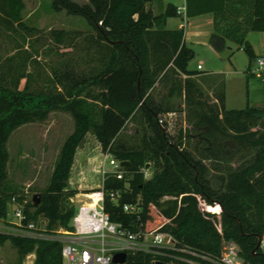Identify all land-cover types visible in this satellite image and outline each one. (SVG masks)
I'll list each match as a JSON object with an SVG mask.
<instances>
[{"label": "trees", "instance_id": "16d2710c", "mask_svg": "<svg viewBox=\"0 0 264 264\" xmlns=\"http://www.w3.org/2000/svg\"><path fill=\"white\" fill-rule=\"evenodd\" d=\"M163 1L88 0L78 5L53 0L54 10L87 23L85 70L80 73L68 62L63 71L52 68L43 84L35 87L28 68L37 64L31 39L39 31L23 21V0H0V50L4 39L11 45L8 55L0 53V222L15 229L39 220L45 223L32 230L40 238L0 233V247L9 243L20 261L33 254V264H62L63 243L49 237L72 231L77 207L71 199L77 193L67 189V182L78 149L92 135L102 152L129 163L121 169V180L112 175L104 180V210L113 223L132 232L139 228L168 232L177 248L194 254L171 252L181 257L180 264H213L224 243L238 247L243 264H264V253L256 248L258 237L264 236V72L262 107L228 111L223 83L213 80V100L208 102L195 80L200 70H188L194 53L185 43L184 30L165 28L169 18L211 14V45L220 49L228 41L243 47L252 66L256 58L246 38L249 33H264V0H185V17L174 4L156 14L151 6ZM48 37L58 51L78 48L77 33L51 30ZM157 87L168 91V99L183 97L188 118L209 145L201 159L187 150L186 131L180 129L171 136L158 124L159 116L175 113V108L165 99L156 101ZM54 111L68 113L74 131L60 150L46 189L33 204L24 194L4 186L6 144L15 130L44 122ZM138 115L141 140L137 147L127 146L121 134ZM222 141L257 151L250 161L228 172L222 189H214L202 161L223 164L230 160L231 152L227 153ZM146 168L152 171L150 179L144 178ZM9 205L22 209L26 218L22 225L7 221ZM125 205L138 211L125 213ZM161 206L166 211H158ZM150 216L155 220L152 227H148ZM157 259L170 260L138 253L129 255L127 264H152Z\"/></svg>", "mask_w": 264, "mask_h": 264}, {"label": "rangeland", "instance_id": "374dc122", "mask_svg": "<svg viewBox=\"0 0 264 264\" xmlns=\"http://www.w3.org/2000/svg\"><path fill=\"white\" fill-rule=\"evenodd\" d=\"M83 5L88 0H71ZM180 0H164L165 3L179 4ZM25 9L23 11V21L29 27L38 29V33L32 37V44L38 54L34 58L37 64L29 66L28 71L35 80V87L43 84L45 77L52 72V68H59L63 71L66 63H73L80 71L85 70L83 59L85 55L83 49L86 41L87 23L85 19L71 16L64 10L56 11L53 8V0H23ZM211 19L210 33L207 43L204 45H190L194 57L188 64V70L197 71V66L201 65V74L195 78L201 87L208 102L213 99L212 82L218 80L224 85L225 109L228 111L243 110L246 107L261 108L263 103V80L252 74L254 64L250 66V59L240 47L234 43L226 41L223 48L216 49L210 43L213 32L212 15H205L203 18ZM208 17V18H207ZM197 18V17H194ZM193 18L187 19L190 21ZM184 22L180 17L169 18L168 27H176ZM186 25V22H185ZM189 29L188 25L184 30ZM51 30H65L70 33H77L75 43L78 48L75 51L61 48L60 51L49 41L48 33ZM38 39L35 43L34 40ZM1 41V39H0ZM246 41L253 50L254 57H264V33H249ZM2 56L8 55L11 45L7 40H3ZM27 46V45H26ZM6 49V50H5ZM68 53H64L67 52ZM251 72V74H250ZM38 73L41 77L38 76ZM37 78V79H36ZM181 77V81H182ZM213 79V80H211ZM168 91L162 87H157L155 91L156 101L165 99L166 103L175 108L176 118L168 120V126L164 130L168 135H177L180 129L189 135L185 139L186 148L195 159H201L204 151L209 145L200 138L201 132L194 128V121L188 117V111L180 95L168 99ZM74 131V121L72 117L62 111L51 112L44 122L26 124L15 130L6 144L8 161L6 165V179L4 186L12 191L22 193L26 200L35 204L38 195L43 192L51 178L55 164L58 160L60 150L67 138ZM142 137V121L140 116H136L125 126L121 139L127 146L137 147ZM227 153L231 152V159L224 160L223 164H218L210 159L202 162L206 167V178L214 189H222L226 183L228 172L240 165L250 161L257 150L251 148L237 149L231 142L222 141ZM107 153L102 152L99 144L92 135H88L84 144L78 149L75 162L71 170L67 189L76 191L77 195L72 198V204L78 207L80 202L86 201L85 195L97 190L102 183V172L108 171ZM107 176V175H106ZM106 178V177H105ZM165 206L158 208V211H166ZM15 207L8 206L7 221L16 223L14 218ZM157 215V214H156ZM153 216H150L148 227H152ZM155 221V220H154ZM44 221L39 220L34 223L35 228H43ZM160 226V225H159ZM63 232V233H62ZM58 231L51 240H58L59 236L69 238L66 231ZM0 233L17 234L15 228L7 227L0 222ZM40 237H43L40 235ZM48 238V237H44ZM35 256L27 255L22 261L19 260L15 249L6 243L0 247V264H33Z\"/></svg>", "mask_w": 264, "mask_h": 264}, {"label": "built area", "instance_id": "2783aa9c", "mask_svg": "<svg viewBox=\"0 0 264 264\" xmlns=\"http://www.w3.org/2000/svg\"><path fill=\"white\" fill-rule=\"evenodd\" d=\"M184 4H185V0ZM177 12L185 17V6H178ZM185 19V18H184ZM201 65L197 70H201ZM264 72V57H258L254 62L252 74L262 79ZM176 113L163 114L158 118V124L162 129H166L169 119H175ZM108 171L102 172L101 186L85 195L86 201L80 202L75 216L72 219V231L65 232L70 237L59 236L58 240L63 243L61 250L62 264H114L113 257L115 254H126L128 256L140 254H152L161 258L170 259L169 263L162 260H154L152 264L162 262L165 264H180L181 257L171 252L185 253L194 255L188 249L176 247V241L168 232L158 230L147 231L139 228L132 232L125 230L119 224L110 220L109 215L104 210V193L103 185L106 175H112L116 180H121L123 173L120 162L116 161L111 155H107ZM144 178L150 179L152 171L149 168L143 170ZM73 202V199H71ZM13 216L17 219L16 225H22L26 219L22 209L14 206ZM125 213H136L138 208L135 206L125 205ZM34 225L28 223L26 228H17V234L22 237L40 238L33 234ZM62 232V231H61ZM63 233V232H62ZM259 252L264 253V236L258 237L257 247ZM205 260L209 259L202 257ZM213 264H243L239 257L238 247L233 243H224L222 253L218 260L212 261Z\"/></svg>", "mask_w": 264, "mask_h": 264}, {"label": "crops", "instance_id": "0c3cea01", "mask_svg": "<svg viewBox=\"0 0 264 264\" xmlns=\"http://www.w3.org/2000/svg\"><path fill=\"white\" fill-rule=\"evenodd\" d=\"M168 4L172 3H165L164 1L161 4H154L151 7L154 8V11L156 14L163 13L164 10L166 9ZM175 5V4H174ZM184 5V1L180 0L178 5L175 6H182ZM209 15V14H206ZM211 15V14H210ZM203 16H198L197 18H193L190 21L187 19H184V22L177 24L176 27H166L167 26V21L165 23V28L168 30H177V29H185V27L188 25L189 29L185 30V43L190 44V45H204L207 43V39L209 35H211L210 31V22L211 19H205L206 17L203 18ZM208 18V17H207ZM212 18V17H211ZM186 22V25H185ZM189 47V46H188ZM199 77V76H198ZM213 80V79H211Z\"/></svg>", "mask_w": 264, "mask_h": 264}, {"label": "water", "instance_id": "95a60500", "mask_svg": "<svg viewBox=\"0 0 264 264\" xmlns=\"http://www.w3.org/2000/svg\"><path fill=\"white\" fill-rule=\"evenodd\" d=\"M128 165L129 163L128 162H120V166L123 168V169H127L128 168ZM126 254L124 253H118V254H115L114 257H113V263L114 264H123L125 261H126ZM155 264H165V263H162V262H157Z\"/></svg>", "mask_w": 264, "mask_h": 264}]
</instances>
